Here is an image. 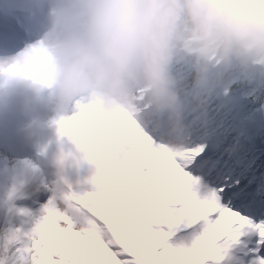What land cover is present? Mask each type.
<instances>
[{
	"label": "snow or ice",
	"instance_id": "obj_1",
	"mask_svg": "<svg viewBox=\"0 0 264 264\" xmlns=\"http://www.w3.org/2000/svg\"><path fill=\"white\" fill-rule=\"evenodd\" d=\"M197 95L185 83L182 129L90 108L55 121L91 188L0 232V264H264V72L226 76L194 110Z\"/></svg>",
	"mask_w": 264,
	"mask_h": 264
},
{
	"label": "clouds",
	"instance_id": "obj_2",
	"mask_svg": "<svg viewBox=\"0 0 264 264\" xmlns=\"http://www.w3.org/2000/svg\"><path fill=\"white\" fill-rule=\"evenodd\" d=\"M26 2L38 27L22 50L0 56V110L23 89L25 107L47 105L54 122L90 108L182 129L185 83L204 93L199 110L226 76L264 72V0Z\"/></svg>",
	"mask_w": 264,
	"mask_h": 264
},
{
	"label": "rangeland",
	"instance_id": "obj_3",
	"mask_svg": "<svg viewBox=\"0 0 264 264\" xmlns=\"http://www.w3.org/2000/svg\"><path fill=\"white\" fill-rule=\"evenodd\" d=\"M25 1L21 0V4ZM5 3L8 0H0V6ZM24 7L13 12L20 17L18 20L29 16ZM30 23L29 30L33 33L24 37L25 46L33 40L38 26L36 18ZM182 69L185 68L177 66L175 70ZM8 107L13 108V103ZM24 108L25 111L14 115L12 124L4 122L7 108L0 114V232L8 227L27 228L25 222L39 214L52 199L54 190L61 207L60 190L80 193L90 190L89 181L94 173V166L73 137L50 134L48 130L55 128L56 123L48 106L29 109L24 104ZM30 189L37 194L33 196ZM18 210H26L31 217L21 215Z\"/></svg>",
	"mask_w": 264,
	"mask_h": 264
},
{
	"label": "bare ground",
	"instance_id": "obj_4",
	"mask_svg": "<svg viewBox=\"0 0 264 264\" xmlns=\"http://www.w3.org/2000/svg\"><path fill=\"white\" fill-rule=\"evenodd\" d=\"M7 10H8V8H7ZM32 20H33V19L28 20V21L26 22V24H25L24 27H30V26L32 25V23H30ZM33 26H35V25H33ZM37 27H38V26H37ZM32 33H33V32H32L31 30H29L27 33H25L24 37L28 38ZM21 44H22V45H21L22 47L19 48L17 51L12 52V53H10V54L0 53V55H1V56H4V55H13V54L17 53L18 51H20V50H22V49L24 48V46H25V44H26L25 40H23V42H22ZM19 90H22V92H20ZM19 90H17V91H16V92H15V93L9 98V103H13L14 106H15L16 108L21 109L22 106L24 105L25 101H24V102H19V101L17 102V98H18L21 94H22L21 96H24V97L26 98L27 93H26L25 90H23V89H19ZM37 105L47 106V105H45V104H43V103H39V104H37ZM37 105H36V107H37ZM2 110H3V109H2ZM2 110H0V114L2 113ZM6 116H7V115H6ZM25 116H26V115H24V118H25ZM7 120H8V124H12V123H13V120H14V117H8ZM46 125H47V123H46ZM48 131L50 132V134H53V135H56V134H57V136H62V135L59 134L58 127H57L56 124H55V128H50V130H48ZM63 140H65V139L62 138V141H63Z\"/></svg>",
	"mask_w": 264,
	"mask_h": 264
},
{
	"label": "water",
	"instance_id": "obj_5",
	"mask_svg": "<svg viewBox=\"0 0 264 264\" xmlns=\"http://www.w3.org/2000/svg\"><path fill=\"white\" fill-rule=\"evenodd\" d=\"M26 41V40H25Z\"/></svg>",
	"mask_w": 264,
	"mask_h": 264
}]
</instances>
